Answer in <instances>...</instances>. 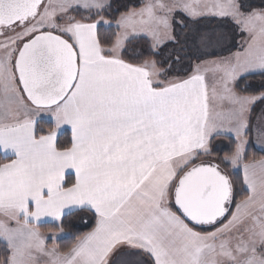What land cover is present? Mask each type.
<instances>
[{"label": "snow or ice", "instance_id": "1", "mask_svg": "<svg viewBox=\"0 0 264 264\" xmlns=\"http://www.w3.org/2000/svg\"><path fill=\"white\" fill-rule=\"evenodd\" d=\"M257 102L264 0H0V264H264Z\"/></svg>", "mask_w": 264, "mask_h": 264}, {"label": "trees", "instance_id": "2", "mask_svg": "<svg viewBox=\"0 0 264 264\" xmlns=\"http://www.w3.org/2000/svg\"><path fill=\"white\" fill-rule=\"evenodd\" d=\"M126 2H128V0H120V3H126ZM252 2L254 4L259 5L260 0H252ZM214 23L215 21H213V24ZM224 30L226 32V40L224 43V47L222 49H218L217 51L223 55H227L228 53L226 49L230 48L232 51L237 50V48L239 47L238 42L241 37L240 35L235 34L232 31L231 25H226ZM177 31H179V29H177ZM175 48L176 46L172 44H168L160 48L158 50L159 54L153 56L152 58L156 59L159 62L161 67H167L168 63L172 62V59L174 58L175 55L179 54L182 57H185L186 55H188L183 52L177 53L175 51ZM136 51L138 53H142L140 57L141 60L151 55V53L148 51L147 45L144 44L143 42H140L136 45ZM125 58L129 59L130 62H140L139 60L133 59V54L131 52H129V54H127ZM190 62H194V58L192 61L188 59H184L183 63L180 65L173 64V69L186 67L189 65ZM173 74H175L174 71L170 72V75H173ZM260 82L261 80L259 77H256L250 80V83L253 84L254 88L255 86H258ZM250 91H253V90H250ZM254 110H253V113H254ZM45 127H47V125H45ZM69 135H70L69 133L62 135L60 137L61 143H65L68 140ZM224 143L225 142L220 141V140L216 141V144L221 147L223 146ZM249 155L254 156L255 158L259 159L261 156H264V153L258 152L253 147L249 149ZM63 226H64V233L66 234V236L62 239L57 240V243L59 244L61 248H67L68 246L71 245V243L73 242V238L76 235H82L83 233L91 230V227L94 226V220L92 219L91 213L76 212L73 215H69L64 219ZM40 227H41V231L47 233L49 229H52L55 227V224L54 223H43L41 224ZM48 243L50 244V241ZM2 252H3V244L0 243V253Z\"/></svg>", "mask_w": 264, "mask_h": 264}, {"label": "crops", "instance_id": "3", "mask_svg": "<svg viewBox=\"0 0 264 264\" xmlns=\"http://www.w3.org/2000/svg\"><path fill=\"white\" fill-rule=\"evenodd\" d=\"M240 40L241 38L239 39V42L240 43ZM255 109V110H254ZM254 113L252 112V126L253 128H255L257 122L260 120V119H264V103H260V102H257V104L254 106ZM70 134V133H69ZM250 136L252 138H254V131L252 133H250ZM258 152H261V153H264L262 151H260L257 147H254ZM64 238V237H63ZM62 239V238H61ZM50 241V244L52 243L51 240Z\"/></svg>", "mask_w": 264, "mask_h": 264}, {"label": "rangeland", "instance_id": "4", "mask_svg": "<svg viewBox=\"0 0 264 264\" xmlns=\"http://www.w3.org/2000/svg\"><path fill=\"white\" fill-rule=\"evenodd\" d=\"M65 236H66V234L64 233V234H63V235H62V236H61L59 239H61V238L65 237ZM59 239H58V240H59Z\"/></svg>", "mask_w": 264, "mask_h": 264}]
</instances>
